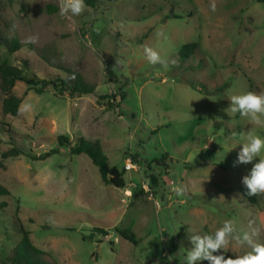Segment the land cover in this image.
<instances>
[{"label": "rangeland", "instance_id": "rangeland-1", "mask_svg": "<svg viewBox=\"0 0 264 264\" xmlns=\"http://www.w3.org/2000/svg\"><path fill=\"white\" fill-rule=\"evenodd\" d=\"M212 2L102 1L61 15V0H0V31L22 45L11 53L0 42V66H18L28 80L12 90L22 98L16 116L3 112L0 89V162L12 147L22 150L0 164V183L11 191L0 197L8 202L0 264L20 227L56 264H183L188 237L225 220L264 243V193L248 196L242 183L252 163L233 166L241 137H264V127L226 111L231 95L264 94V3L215 0L213 12ZM30 36L35 43H25ZM145 47L165 63L150 64ZM68 72L94 91L34 89ZM61 135L71 146L81 137L99 142L126 185L105 183ZM227 247L233 257L248 250L235 241Z\"/></svg>", "mask_w": 264, "mask_h": 264}, {"label": "clouds", "instance_id": "clouds-1", "mask_svg": "<svg viewBox=\"0 0 264 264\" xmlns=\"http://www.w3.org/2000/svg\"><path fill=\"white\" fill-rule=\"evenodd\" d=\"M85 0H61L60 14H81L86 8ZM213 12L216 11L215 0L210 5ZM38 38L30 36L25 43H35ZM144 53L150 64L165 61L152 48L145 47ZM174 62V61H173ZM230 108L226 109L228 114H239L247 118L251 123L264 127V94L252 91L243 94L231 95ZM240 150L233 166L238 164L252 163L248 174L242 178L248 196L264 193V137L247 133L241 137ZM175 191L179 194L182 187ZM189 231V229H188ZM252 233L243 229L237 230L232 220H225L223 225L213 233L192 234L188 237L191 247L186 251L183 264H196L198 261L207 260L210 264H264V243L254 240ZM230 241H235L241 246H247V251L242 255L227 256ZM219 254H214V253Z\"/></svg>", "mask_w": 264, "mask_h": 264}, {"label": "trees", "instance_id": "trees-1", "mask_svg": "<svg viewBox=\"0 0 264 264\" xmlns=\"http://www.w3.org/2000/svg\"><path fill=\"white\" fill-rule=\"evenodd\" d=\"M102 1H117V0H85V4L87 7L95 8ZM257 2L264 3V0H257ZM0 42L5 45L11 53L18 51L21 48V43L17 38H9L4 36V34L0 31ZM196 46L195 43L186 44L184 46V51L187 47L194 48ZM70 73V77L66 78H56L52 80H43V85L41 87L34 88L38 93H42L48 86H52L58 91L70 90L72 93H91L94 91V87L88 85L84 82L80 73L77 72H68ZM108 73L110 74V78H112V71L108 69ZM18 81H28L23 71L20 67L5 64L0 66V89L2 93L5 95L3 99V112L5 114H11L13 116L18 115L20 111V106L22 103V98L13 94L12 90ZM32 83V82H31ZM33 84V83H32ZM125 97V93H121L120 100H123ZM113 101L116 100V96H112ZM117 101V100H116ZM120 105V102H117ZM111 104V108H115V106ZM58 140L61 145H70V149L72 153L87 154L92 162L99 168L101 177L103 181L107 184H112L116 187L122 188L126 185L124 178V171L120 170L116 166H112L109 162L108 156L102 149L99 142H94L87 140L83 137L79 138L77 143L71 146L68 138L64 135L58 137ZM57 152V151H55ZM54 152V153H55ZM22 153V150H19L16 147H12L10 150L4 152L2 154V159L0 164L3 163L4 160L18 156ZM167 155H163L161 158H157L154 160L159 166L165 165L164 160L167 158ZM152 180V186H157L159 181L155 175H150ZM245 188V186H244ZM11 194V191L0 183V197L8 196ZM255 196V195H254ZM8 205L6 200L0 201V211L4 210ZM99 231H103L100 228H97ZM21 239L20 241L13 247L10 256L4 261V264H56L50 261H46L43 258L44 251L35 246L33 241L30 238V233L25 230L23 227H20ZM120 234L125 239L131 241L134 244L138 243V239L134 232L131 230L123 229L120 231Z\"/></svg>", "mask_w": 264, "mask_h": 264}, {"label": "built area", "instance_id": "built-area-1", "mask_svg": "<svg viewBox=\"0 0 264 264\" xmlns=\"http://www.w3.org/2000/svg\"><path fill=\"white\" fill-rule=\"evenodd\" d=\"M125 167H126V169H131L132 168V164L128 163Z\"/></svg>", "mask_w": 264, "mask_h": 264}]
</instances>
